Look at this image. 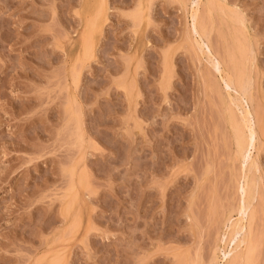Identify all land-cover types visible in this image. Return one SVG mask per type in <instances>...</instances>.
I'll return each instance as SVG.
<instances>
[{"label":"rangeland","instance_id":"1","mask_svg":"<svg viewBox=\"0 0 264 264\" xmlns=\"http://www.w3.org/2000/svg\"><path fill=\"white\" fill-rule=\"evenodd\" d=\"M191 1L0 0V264H241L246 175L264 264V0Z\"/></svg>","mask_w":264,"mask_h":264},{"label":"bare ground","instance_id":"2","mask_svg":"<svg viewBox=\"0 0 264 264\" xmlns=\"http://www.w3.org/2000/svg\"><path fill=\"white\" fill-rule=\"evenodd\" d=\"M218 1L219 0H198L197 2H193V1H191L192 2V5H191V15H190V17H191V22H192V24H191V28H192V33H194L195 35H197L198 37H200V38H202L201 37V35H200V32H199V29H200V26H202L204 23H203V20H205V16H204V12H203V17H204V19L202 18V17H200V13H202L201 12V5H202V3H205L206 4V11H207V13L210 15V14H212L213 13V9L215 8V11H216V9H218V8H216V5H220V3H218ZM87 4H88V2H87ZM96 7V6H95ZM204 7H205V5H204ZM218 7V6H217ZM90 7H88V9H89ZM92 8V7H91ZM219 8H220V6H219ZM93 9V8H92ZM95 9V8H94ZM95 10H97V9H95ZM94 10V11H95ZM89 11V10H88ZM202 11H203V8H202ZM222 12V11H221ZM206 13V12H205ZM105 14V13H104ZM222 14H223V12H222ZM99 16V15H98ZM208 16V15H207ZM224 16V15H223ZM227 18V17H226ZM98 21V20H97ZM204 22H206V21H204ZM240 24V23H239ZM98 25V24H97ZM206 25V24H205ZM204 25V26H205ZM203 26V27H204ZM96 27V26H95ZM203 29V28H202ZM89 30V27H88V29H87V31H85L84 33H83V42L84 43H82V44H84V47L83 48H85V46H86V49L88 50V48H92V47H90L91 46V44H92V41H91V33H90V30ZM200 31H202V30H200ZM92 32V31H91ZM202 33H203V31H202ZM207 35V34H206ZM203 36V35H202ZM204 37V36H203ZM209 39V38H208ZM225 40V39H224ZM201 41H202V39H201ZM209 40H207L206 41V43L208 42ZM82 42V41H81ZM90 42H91V44H90ZM198 43V42H197ZM202 43H204V42H202ZM205 43V44H206ZM196 44V43H195ZM208 44V43H207ZM206 44V45H207ZM206 45H204V46H206ZM89 46V47H88ZM201 45H199V48H201V50H202V46L200 47ZM88 47V48H87ZM207 47V54H206V52H205V50L204 51H202V52H204L206 55H208L209 54V57L211 58V59H214V56L211 54V50H210V47H209V45H207L206 46ZM205 47V48H206ZM82 49V48H81ZM85 51V52H88V51ZM200 50V49H199ZM83 51V49H82V52H84ZM82 54H84V53H82ZM86 54V53H85ZM241 54V46L240 45H238V47H237V49H236V51L234 52V53H228V54H226V55H228V58L230 59V64L229 63H227V65L229 64L231 67H228L227 65H226V63H224V62H220V61H217V63H216V67L218 68L217 70V72H218V74H219V76H220V78L222 79V81L225 83V86L227 87V88H230V86H232L231 84L233 83V81H234V78H236V80H237V84H239L240 82H241V77L240 76H235V74L237 73V72H239V70H243V69H239V70H237V68H238V66H239V64H240V61L245 57H242L243 55H244V53H243V55L241 56L240 55ZM245 54H246V52H245ZM239 55H240V58L242 57V59L240 60V58H238L239 57ZM84 57V56H83ZM88 58V57H87ZM86 59V58H85ZM229 59H228V61H229ZM244 61H245V58L243 59ZM242 60V61H243ZM247 60H248V58H247ZM215 61V60H214ZM243 61V62H244ZM243 62H241V63H243ZM246 62V61H245ZM244 64V63H243ZM246 64V63H245ZM242 65V64H241ZM240 65V66H241ZM243 66H245V65H242V67ZM240 68V67H239ZM246 70V67H245V69H244V71ZM242 73H243V71H241ZM246 72V71H245ZM240 74L241 76L243 75L244 76V74ZM239 74V73H238ZM242 76V77H243ZM246 76V75H245ZM244 79H245V77H244ZM247 79V78H246ZM235 82V81H234ZM244 82H245V80H244ZM243 85H246V83L244 84V83H242ZM248 85V84H247ZM246 85V86H247ZM239 86V85H238ZM245 86V87H246ZM235 87H236V85H235ZM234 87V85H233V87H232V89L233 88H235ZM245 87H243V88H245ZM238 88V87H237ZM242 88V89H243ZM238 90H239V88H238ZM237 91V90H236ZM240 91V90H239ZM244 92H245V89H244ZM243 94V93H242ZM241 94V95H242ZM231 95V94H230ZM243 96H244V94H243ZM239 99V98H238ZM239 101V100H238ZM224 102V101H223ZM231 104V103H230ZM226 105V104H225ZM240 108H241V112H242V114H243V116H242V124L243 125H241V127H242V129H238L237 127V130L236 131H238V132H236L237 134V139H238V143H239V145H240V147L241 148H243V146H244V148H243V150H242V152H241V154H247L246 153V151L248 152V149L249 148H255L256 149V147H254L255 146V144H256V135H257V130H256V124L257 123H259L260 122V124H261V121H259V122H257L256 124L255 123H252V120L253 119H251L252 117H253V115H252V113H251V110H250V108L249 109H246L247 107H243V106H241V105H238ZM258 119H259V117H258ZM262 119V118H261ZM229 120H230V118H229ZM232 121V120H231ZM241 121V120H240ZM230 123V122H229ZM235 123V122H234ZM262 123H263V121H262ZM232 125H234L233 123H232ZM239 124L237 123V125L235 124V126H238ZM240 125H239V128H240ZM233 128V127H232ZM258 128V127H257ZM233 131V130H232ZM236 142V141H235ZM236 146H238L237 145V143H236ZM238 148V147H237ZM252 150V149H251ZM239 151V150H238ZM250 151V150H249ZM249 153V152H248ZM250 153H251V151H250ZM249 153V154H250ZM242 156V155H241ZM244 156H247V155H243V157ZM247 157H249V156H247ZM238 158H239V156H238ZM242 158V157H241ZM250 158V157H249ZM248 159V158H247ZM246 159V160H247ZM242 160V159H241ZM243 160H245V157L243 158ZM254 161V160H253ZM253 161L251 162V161H249V162H251V163H253ZM244 162V161H243ZM250 163V164H251ZM245 165V164H244ZM254 166V165H253ZM248 167V166H247ZM252 168V167H251ZM256 168V167H255ZM251 181H253V180H250V178L246 175L244 178H243V182H244V184H243V187L241 188L242 189V198H241V202H240V207H239V215H240V218L236 221V223H233V225L231 226V224L229 225L230 226V228L233 230V232H232V234L229 236V241H228V247L230 248V246H231V249H230V251L229 252H224L223 253V260H224V262L226 263V261L229 259V256L232 254V253H234V252H238V250L241 248V250L243 249V248H245V252H243L242 254H237V256L238 255H241V257H239V259H241V264H250L252 261H250L249 260V257H250V252L252 251L251 250V237H253L252 236V225H251V222H250V220L248 221L247 219H245L244 218V216H247L248 217V215H250V214H248V215H246L248 212H249V209H251L250 207H251V205H252V201H253V194H252V190H251ZM256 183V182H255ZM255 194V193H254ZM257 199V198H256ZM74 208V207H73ZM262 211V210H261ZM73 212V211H72ZM254 212V211H253ZM74 213V212H73ZM252 216H254L253 214H252ZM249 218H250V216H249ZM72 219H73V216H72ZM252 220H254V219H252ZM71 221V220H70ZM252 242H253V238H252ZM254 247V246H253ZM242 252V251H241ZM239 253V252H238ZM252 254V253H251ZM237 256L235 255V257L237 258ZM252 257V256H251ZM251 257H250V259H251ZM235 258H233V260H234ZM236 260V259H235ZM250 261V262H249ZM229 262H230V260H229ZM232 262V261H231ZM239 262V261H238ZM252 264V263H251Z\"/></svg>","mask_w":264,"mask_h":264}]
</instances>
